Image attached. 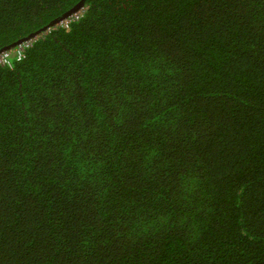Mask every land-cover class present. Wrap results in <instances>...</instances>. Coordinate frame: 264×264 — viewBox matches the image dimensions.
I'll return each instance as SVG.
<instances>
[{
	"label": "trees",
	"instance_id": "trees-1",
	"mask_svg": "<svg viewBox=\"0 0 264 264\" xmlns=\"http://www.w3.org/2000/svg\"><path fill=\"white\" fill-rule=\"evenodd\" d=\"M80 1L0 0V264H264V0Z\"/></svg>",
	"mask_w": 264,
	"mask_h": 264
},
{
	"label": "built area",
	"instance_id": "built-area-1",
	"mask_svg": "<svg viewBox=\"0 0 264 264\" xmlns=\"http://www.w3.org/2000/svg\"><path fill=\"white\" fill-rule=\"evenodd\" d=\"M80 12H76L71 15L70 18L77 19L80 17ZM68 20L61 21V25L68 26ZM32 45V40L25 41L19 44L14 50L2 51L0 53V64L2 65H12L13 58L16 57L17 60H20L25 55V50Z\"/></svg>",
	"mask_w": 264,
	"mask_h": 264
},
{
	"label": "water",
	"instance_id": "water-1",
	"mask_svg": "<svg viewBox=\"0 0 264 264\" xmlns=\"http://www.w3.org/2000/svg\"><path fill=\"white\" fill-rule=\"evenodd\" d=\"M84 7V0H81L80 2H78L75 6H73L71 9H69L68 11H66L62 16H60L59 18L55 19L54 21H52V23L50 25H53V24H56V23H59L61 20L65 19V18H68L70 17L73 13L75 12H78L79 10H81L82 8ZM47 29V27H44L43 29L41 30H45ZM41 32L40 30L37 31V32H34V33H31L30 35L26 36V37H23L22 39L16 41L15 43H12L11 45H8V46H5L3 47L2 49H0V52L1 51H4V50H8V49H11L13 48L14 46L18 45L19 43L25 41V40H28L30 38H34L37 36V34Z\"/></svg>",
	"mask_w": 264,
	"mask_h": 264
},
{
	"label": "clouds",
	"instance_id": "clouds-1",
	"mask_svg": "<svg viewBox=\"0 0 264 264\" xmlns=\"http://www.w3.org/2000/svg\"><path fill=\"white\" fill-rule=\"evenodd\" d=\"M78 12H80V14L82 15L83 9L79 10ZM75 13H76V12H75ZM73 14H74V13H73ZM73 14H72V15H73ZM70 17H71V16H70ZM70 17H68V18H70ZM65 19H67V18H65ZM65 19H63V20H65ZM63 20H61V21H63ZM61 21L59 22L60 24H61ZM32 39H33V38H30V39H28V40H32ZM28 40H25V41H28ZM25 41H23V42H25ZM23 42H21V43H23ZM21 43H19V44H21ZM19 44H18V45H19ZM18 45H16V46H18ZM16 46H15V47H16ZM15 47H14V48H11V49H8V50H14ZM8 50H4V51H8ZM1 52H2V51H1ZM1 52H0V53H1ZM0 65H2V64H0ZM4 66H10V65H4ZM11 66H12V65H11ZM11 66H10V67H11Z\"/></svg>",
	"mask_w": 264,
	"mask_h": 264
}]
</instances>
